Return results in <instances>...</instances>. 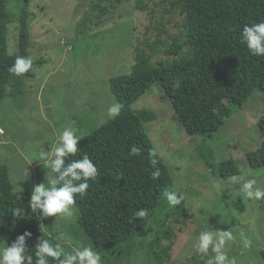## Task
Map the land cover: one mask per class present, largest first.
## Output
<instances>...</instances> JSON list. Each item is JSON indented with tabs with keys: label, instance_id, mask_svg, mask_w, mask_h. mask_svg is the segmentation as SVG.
<instances>
[{
	"label": "rangeland",
	"instance_id": "374dc122",
	"mask_svg": "<svg viewBox=\"0 0 264 264\" xmlns=\"http://www.w3.org/2000/svg\"><path fill=\"white\" fill-rule=\"evenodd\" d=\"M104 1L101 5L106 11L100 14V10L91 9L92 0H29L27 52L34 76L24 78L22 94L16 99L5 97L0 101V166L8 168L11 187L16 181L24 191L44 181L49 171L40 166L37 157L41 150L51 151L57 133L64 127L76 129L83 139L110 119L107 109L117 102L108 81L130 73L137 47L150 57L152 65L171 58L163 51L170 43L168 37L179 35L183 19L171 4L174 0H122L116 8L111 6L114 0ZM9 6L16 17L22 0H10ZM85 17L91 21L89 33L78 38L77 25ZM19 33V23L14 20L8 26L9 54L18 52ZM157 41L165 45L157 44L151 52L146 45ZM160 91L158 85H153L133 109L151 108L156 113V120L146 124V132L168 168L172 187L184 196L182 204L187 215L178 217L176 207L166 202L165 227L172 229V235L161 238L153 250L159 252L171 244L165 264L204 262L206 258L193 259L198 255L193 243L209 225L213 230H236V241L229 243L226 252L237 259V264H264V201L231 198L239 182L264 170L250 168L246 158L262 142L264 128L259 121L264 116L263 93L255 90L242 107L231 105V117L211 137H190L174 120L170 103ZM200 152L211 159L214 167L233 159L240 169V174L234 176L238 180L215 179ZM260 186L264 187V182ZM54 219L40 221L46 233L66 244L68 251L78 244L91 245L77 224V212L71 220L56 219L54 223ZM153 219L156 216H150L138 235L131 264H158L152 252L147 254L156 236ZM241 230L253 240L252 249L243 254ZM0 242L12 244L7 236L0 237ZM128 261L123 259L124 263Z\"/></svg>",
	"mask_w": 264,
	"mask_h": 264
},
{
	"label": "trees",
	"instance_id": "16d2710c",
	"mask_svg": "<svg viewBox=\"0 0 264 264\" xmlns=\"http://www.w3.org/2000/svg\"><path fill=\"white\" fill-rule=\"evenodd\" d=\"M102 1L92 0L91 9L105 13ZM9 2L0 0V101L5 97L16 99L22 94L24 78L34 76L32 69L23 77L8 72L17 56L29 58L30 37L27 24L29 0H22L20 14L16 17L8 7ZM121 2L111 1L112 8ZM171 4L183 17L179 35L168 37L170 43L163 51L171 58L152 65L150 57L137 47L130 73L108 81L110 93L123 106L120 116L108 119L78 143L82 152L76 158L86 153L96 165L98 175L94 181H88V193L76 198L77 224L91 245L104 256V264H131L138 235L150 216H156L153 219L156 236L149 243L147 254L152 252L158 264H165L163 260L170 257L171 244L162 247L161 252L153 250V246H159L161 238H171L172 229L165 227L168 217L165 193L175 189L167 166L146 132V124L156 120V113L151 108L133 109L140 97L153 85H158L163 98L170 103L174 120L187 136L211 137L220 130L225 119L231 117V105L242 107L255 90L264 95V57L252 56L240 42L244 25L264 21V0H174ZM137 6L145 9V6ZM14 20L19 23L18 52L9 54L8 26ZM90 22L89 17H85L78 23L76 37L82 38L89 33ZM157 44L165 45V42L157 41L146 47L153 52ZM259 125L264 128V116ZM262 137L260 146L246 154L247 162L254 170L264 167V134ZM133 146L141 149L140 155H130ZM153 152L160 170V176L155 180L151 173L156 169L150 164V153ZM200 153L215 179L226 180L240 174L233 159L214 167L211 159ZM31 191L24 190L20 194L22 201H17L11 191L8 168L0 166V237L7 236L13 243L25 231L31 232V239L26 240V244L34 251L31 249L35 248L41 235L53 243L59 241L40 228L42 223L38 215L31 213L28 207ZM16 205L25 207L23 218L17 219L10 212ZM175 207L178 217L182 213L187 215L183 204ZM142 208L149 214L137 219L135 213ZM232 232L235 234L236 230ZM62 244L68 250V246ZM123 259H128V263ZM198 263L205 264V261Z\"/></svg>",
	"mask_w": 264,
	"mask_h": 264
},
{
	"label": "clouds",
	"instance_id": "9594fccd",
	"mask_svg": "<svg viewBox=\"0 0 264 264\" xmlns=\"http://www.w3.org/2000/svg\"><path fill=\"white\" fill-rule=\"evenodd\" d=\"M240 42L243 43L249 53L255 57H264V21L254 23L251 26L244 25L240 33ZM32 68L31 58L17 56L14 63L8 68L10 75L23 77ZM179 87V84L176 85ZM122 105L113 103L107 109L110 119L120 116ZM3 130L0 129V132ZM82 139L77 135V130L64 127L57 133V140L51 151L41 150L37 157L40 166L49 169L44 176V181L35 186L30 194L28 207L31 213L38 215L40 220L54 217L56 219L71 220L76 215L75 205L77 196L83 197L88 193L89 180H95L98 169L89 156L85 153L80 155L78 143ZM141 149L133 146L130 155L138 156ZM156 154L150 153V164L156 170L151 173L152 178L158 179L160 170L157 168ZM121 177H118V179ZM234 181L238 180L232 177ZM264 170L250 179L239 182L238 187L231 193L232 199L240 197L243 200L264 201ZM11 191L17 201H22L23 189L14 181ZM165 196L170 207L181 205L184 201L183 194L178 191L166 192ZM12 215L23 218L26 214L25 207L19 205L11 208ZM147 209H139L135 216L143 219L148 216ZM45 227L41 225L40 228ZM32 233L25 231L19 235L9 246L7 242H0V264H104L102 254L92 245L78 244L66 250L61 242L53 243L50 239L42 237L35 242V248L31 249L26 240L31 239ZM241 254L251 250L253 240L243 230L239 233ZM236 236L231 230H213L209 225L201 230L195 237L193 248L197 254L205 259V264H237L235 257H230L226 248L230 242H235ZM211 251V255H210Z\"/></svg>",
	"mask_w": 264,
	"mask_h": 264
}]
</instances>
